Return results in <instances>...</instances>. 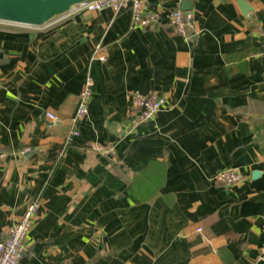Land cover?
Wrapping results in <instances>:
<instances>
[{"label":"crops","instance_id":"crops-1","mask_svg":"<svg viewBox=\"0 0 264 264\" xmlns=\"http://www.w3.org/2000/svg\"><path fill=\"white\" fill-rule=\"evenodd\" d=\"M245 1L145 0L146 28L128 6L0 23V240L39 201L18 264H264V0ZM134 92L165 104L140 120Z\"/></svg>","mask_w":264,"mask_h":264},{"label":"built area","instance_id":"built-area-1","mask_svg":"<svg viewBox=\"0 0 264 264\" xmlns=\"http://www.w3.org/2000/svg\"><path fill=\"white\" fill-rule=\"evenodd\" d=\"M127 6L130 7L131 10L132 27H151L158 20L157 14L146 7L145 0H83L74 4L64 13L99 11L105 7H110L114 11H117ZM1 22L5 21L0 20V23ZM169 24L178 35L185 38H188L192 31H194V23L191 14L179 8H175L170 12ZM99 48L100 46L97 45L93 51L92 58L105 60L103 55H97ZM92 85L93 79L89 70H87L84 75L83 85L79 91L77 107L71 118L72 129L70 130V135L77 134V130L74 126L88 112ZM130 103L134 111H137L140 120H149L163 108L165 98L155 93L142 94L134 92L130 96ZM47 117L52 122L57 119V116L51 112L47 113ZM93 149L102 153H108L110 151L109 148L100 144L93 145ZM241 178L242 175L234 169L220 170L214 176L216 182L225 186L236 183L240 181ZM38 208L39 201L36 198L28 200L22 214L11 225L8 235L0 240V264H18L21 261L26 248L25 238L30 230ZM257 258L258 260L264 261V243L259 249Z\"/></svg>","mask_w":264,"mask_h":264},{"label":"water","instance_id":"water-1","mask_svg":"<svg viewBox=\"0 0 264 264\" xmlns=\"http://www.w3.org/2000/svg\"><path fill=\"white\" fill-rule=\"evenodd\" d=\"M83 0H0V20L24 25H43L55 16L68 11L74 4ZM246 9L245 0H238ZM190 3L184 10H190Z\"/></svg>","mask_w":264,"mask_h":264}]
</instances>
